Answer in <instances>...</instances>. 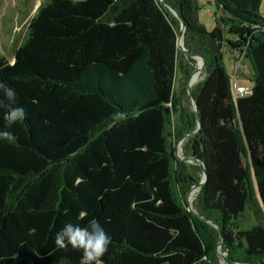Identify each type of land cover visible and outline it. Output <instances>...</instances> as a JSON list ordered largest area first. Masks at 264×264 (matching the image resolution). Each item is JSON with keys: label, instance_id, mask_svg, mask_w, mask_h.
I'll return each mask as SVG.
<instances>
[{"label": "trees", "instance_id": "obj_1", "mask_svg": "<svg viewBox=\"0 0 264 264\" xmlns=\"http://www.w3.org/2000/svg\"><path fill=\"white\" fill-rule=\"evenodd\" d=\"M162 1L205 61L192 90L199 150L184 154L207 175L195 215L187 193L201 168L176 156L196 130L175 88L178 72L190 76L179 21L158 0H44L13 61L0 57V80L27 113L9 128L0 109L15 137L0 139V264H79L54 235L93 218L111 237L103 264H218L219 244L228 262L264 264L262 0H213L210 31L198 0ZM224 48L252 64L246 96L233 95Z\"/></svg>", "mask_w": 264, "mask_h": 264}, {"label": "rangeland", "instance_id": "obj_2", "mask_svg": "<svg viewBox=\"0 0 264 264\" xmlns=\"http://www.w3.org/2000/svg\"><path fill=\"white\" fill-rule=\"evenodd\" d=\"M43 1L44 0H0V57L5 58L9 62L13 61L15 51L22 45L27 36L31 19L34 16L36 9ZM70 1L78 2L81 0ZM197 4L200 8L198 12L199 22L203 24L208 31L212 30L215 26L214 16L216 14V8L213 0H198ZM260 12L264 15V0H262ZM185 59L190 65L189 73H193V77L191 76L192 79L190 78V83L194 78L198 77V81L195 84L191 83V90H193L194 86L204 78L203 69L199 73H196L199 67L197 62L198 60L188 58ZM222 62L226 71L235 83L246 87L252 86L251 78L253 76V69L251 62L247 57L233 54L229 52L227 48H224L222 53ZM187 81L188 78L178 72L175 84L176 90L186 91ZM182 104L188 112H192L187 95H183ZM197 135L198 133L190 137H187L186 135L181 138L183 139L181 144L178 147L176 145V156L179 160L182 161V158L185 157V148H188L189 145H194V150L198 153L199 140L196 138ZM191 139H193V141L190 142ZM186 163L196 164L191 162ZM193 192H195V195L192 196L191 194L192 198L190 197L192 211H194L193 203L196 201V197L198 196L200 189L196 188ZM241 223L243 228H247L254 224L255 220L250 214H248L241 219ZM216 250L220 254L218 257V264H240L226 261L227 255L226 252L221 249V244L217 246Z\"/></svg>", "mask_w": 264, "mask_h": 264}, {"label": "clouds", "instance_id": "obj_3", "mask_svg": "<svg viewBox=\"0 0 264 264\" xmlns=\"http://www.w3.org/2000/svg\"><path fill=\"white\" fill-rule=\"evenodd\" d=\"M0 109H5L3 119L9 128L27 118L25 109L17 104L16 89L4 80H0ZM0 139L13 140L15 137L10 131L0 130ZM110 241L111 237L95 218L85 226L67 223L54 235L55 249L80 252L79 264H103L101 258L107 252ZM4 259L0 257V261Z\"/></svg>", "mask_w": 264, "mask_h": 264}, {"label": "water", "instance_id": "obj_4", "mask_svg": "<svg viewBox=\"0 0 264 264\" xmlns=\"http://www.w3.org/2000/svg\"><path fill=\"white\" fill-rule=\"evenodd\" d=\"M158 1L161 2L165 7H167L168 10L179 21L180 28H179V34H178V37H177V40H176L177 49L183 54V56L185 58L200 60V62H201L200 68L203 69V67L205 65V61L202 58V56L200 54L195 53V52L188 51L186 49L185 45H184L185 24H184L183 20L180 18L179 14L176 12V10L172 6H170L169 4L163 2L162 0H158ZM192 75H193V73L190 74V76L188 78V81H187L186 95H187V97L189 99L190 106H191V111L194 114V117H195V120H196V130L194 132L188 134L187 137H190V136H193L194 134H197L200 131V128H201V120H200V118L198 116V113H197V110H196V106H195L194 101H193L192 90H191V86H190V83H189L190 82V78H191ZM182 140L183 139H181L177 143V147L181 144ZM176 151H177V149H176ZM182 161L196 163L201 168V174L202 175H201L200 182L198 184L194 185L193 187H191L190 190L187 193V207H188V211L192 212L195 215V213L192 211V208H191V204H190V200H189V194L191 193L192 190H194L196 188L197 189H201V187L206 182L207 175H206L205 167H204V164H203L202 160H200L198 158H193V157H191V158L183 157ZM204 221L208 222L211 226L217 228L220 231L219 226L215 222L210 221V220H206V219H204ZM217 256L218 257L220 256V254L218 252H217Z\"/></svg>", "mask_w": 264, "mask_h": 264}, {"label": "built area", "instance_id": "obj_5", "mask_svg": "<svg viewBox=\"0 0 264 264\" xmlns=\"http://www.w3.org/2000/svg\"><path fill=\"white\" fill-rule=\"evenodd\" d=\"M231 89L235 97L236 96H246L250 93L249 87L238 85L237 83H235L233 79L231 82Z\"/></svg>", "mask_w": 264, "mask_h": 264}, {"label": "bare ground", "instance_id": "obj_6", "mask_svg": "<svg viewBox=\"0 0 264 264\" xmlns=\"http://www.w3.org/2000/svg\"><path fill=\"white\" fill-rule=\"evenodd\" d=\"M197 62H198L199 67H198V70H197L196 73H199V72L202 70V69L200 68V66H201V62H200V60H198ZM192 77H193V76H192ZM191 79H192V78H191ZM191 79H190V81H191ZM197 81H198V77L194 78L193 81H192L191 83L195 84ZM189 83H190V82H189ZM191 83H190V86H191ZM193 191H194V190H192L191 193L189 194V200H191L192 196L195 195V194H194L195 192H193ZM192 192H193V193H192ZM191 194H192V196H191ZM190 197H191V198H190Z\"/></svg>", "mask_w": 264, "mask_h": 264}]
</instances>
